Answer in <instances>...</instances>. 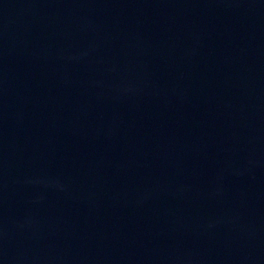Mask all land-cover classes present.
I'll use <instances>...</instances> for the list:
<instances>
[{
	"label": "water",
	"instance_id": "obj_1",
	"mask_svg": "<svg viewBox=\"0 0 264 264\" xmlns=\"http://www.w3.org/2000/svg\"><path fill=\"white\" fill-rule=\"evenodd\" d=\"M0 264H264V0H0Z\"/></svg>",
	"mask_w": 264,
	"mask_h": 264
}]
</instances>
